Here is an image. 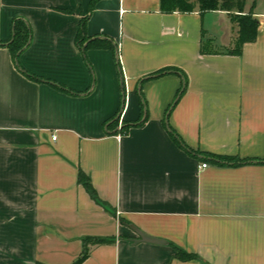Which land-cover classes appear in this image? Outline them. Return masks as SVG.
<instances>
[{"label":"crops","instance_id":"obj_1","mask_svg":"<svg viewBox=\"0 0 264 264\" xmlns=\"http://www.w3.org/2000/svg\"><path fill=\"white\" fill-rule=\"evenodd\" d=\"M91 1L0 0V43L24 20L19 64L51 81L0 45V264H70L85 236L111 241L80 264H264V0L245 1L258 27L239 55L225 10ZM82 22L107 45H80Z\"/></svg>","mask_w":264,"mask_h":264},{"label":"trees","instance_id":"obj_2","mask_svg":"<svg viewBox=\"0 0 264 264\" xmlns=\"http://www.w3.org/2000/svg\"><path fill=\"white\" fill-rule=\"evenodd\" d=\"M97 0H92L90 3V9L93 8L94 3ZM246 0H159L160 2V8L162 11H182V12H190L194 10H198L199 12H206L211 10H225L229 13L230 19L233 22H236L238 25V29L236 32V37L234 40V45L230 50H228L229 53L232 54H240L242 45L246 42H252L256 38V31L258 27V20L252 15V10L244 11ZM84 32V22L81 23L80 31L78 35V42L80 45L83 43H86V45H97L99 47L106 46V41H93L88 40L85 36H83ZM29 34H30V28L27 23L24 22V20L20 18H15L12 21V37L11 39L6 43H0V45H5L10 50L12 57L14 59L15 65L18 69H20L22 72L27 74L28 76L32 77L36 80H44V78L36 76L34 74L29 73L28 71L24 70L22 66H20L18 61V53L22 51L26 45L29 42ZM84 45V44H83ZM202 50H205V45L202 46ZM164 71V70H162ZM161 73V71L157 72L154 75H157ZM47 82H51L50 80H44ZM53 84L57 85L58 87L72 92L69 88H66L65 86L58 85L54 82ZM185 90V81H183L181 88L178 90V93L175 96L174 101L169 106L168 110L178 101L179 97L182 95V93ZM124 103V102H123ZM142 111H143V117L140 118L136 122L132 123H125L121 131H126L130 126L133 125H139L145 120V110H144V102L142 100ZM168 112V111H167ZM170 136L173 138V140L178 143L181 147L184 149L190 151L180 140V138L177 136V134L169 129ZM205 158H210L214 163L216 164H242L250 162V160H241L236 157L232 156H225V155H215V154H204ZM78 181L83 184L88 194L100 205H102L105 209L110 211L111 213H114L104 202L100 201L97 197V194L92 187L90 180L88 176H86L81 170L78 172ZM83 250L80 253V255L70 264H80L89 253V245L94 244H100V243H107L110 242L111 239L109 238H102V237H93V236H85L83 237ZM174 249L176 251L175 257L179 258L181 260H188V259H194L197 258L195 254L185 252L184 250H181L180 248L174 246Z\"/></svg>","mask_w":264,"mask_h":264},{"label":"water","instance_id":"obj_3","mask_svg":"<svg viewBox=\"0 0 264 264\" xmlns=\"http://www.w3.org/2000/svg\"><path fill=\"white\" fill-rule=\"evenodd\" d=\"M139 236H140V240L145 241V242H157V243H161L162 240L157 239V238H152L150 236H147L141 232H138Z\"/></svg>","mask_w":264,"mask_h":264},{"label":"built area","instance_id":"obj_4","mask_svg":"<svg viewBox=\"0 0 264 264\" xmlns=\"http://www.w3.org/2000/svg\"><path fill=\"white\" fill-rule=\"evenodd\" d=\"M51 138H52V139H55L56 136H55L54 134H52V135H51ZM206 166H207V163H206V162H202V163L199 165L200 168H204V167H206Z\"/></svg>","mask_w":264,"mask_h":264},{"label":"rangeland","instance_id":"obj_5","mask_svg":"<svg viewBox=\"0 0 264 264\" xmlns=\"http://www.w3.org/2000/svg\"><path fill=\"white\" fill-rule=\"evenodd\" d=\"M205 18H208V17H205ZM205 23H207V19H205Z\"/></svg>","mask_w":264,"mask_h":264}]
</instances>
